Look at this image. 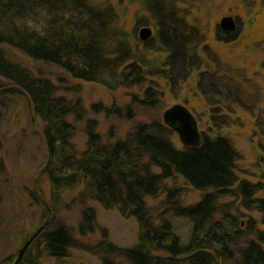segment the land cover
I'll return each mask as SVG.
<instances>
[{
  "label": "trees",
  "instance_id": "trees-1",
  "mask_svg": "<svg viewBox=\"0 0 264 264\" xmlns=\"http://www.w3.org/2000/svg\"><path fill=\"white\" fill-rule=\"evenodd\" d=\"M123 2L0 0V121L13 100L24 99L29 105L39 120L37 133L45 149L39 173L49 184L48 197L39 206L35 204L41 208L43 229L20 259L8 255L0 264H48V259L68 257L81 241L61 213L77 207L79 232H91L97 227V210L89 202L117 210L138 223L137 242L131 246H118L108 239L97 243L104 248L98 253L101 264H264V118H254L260 129L261 171L252 181L242 175L240 155L224 133L203 132L198 145L180 147L172 140L174 131L163 119L155 118L136 122L123 138L106 139L97 120L86 117L82 96L61 94L54 79L10 56L9 49H16L32 60L61 68L71 78L98 82L112 91L123 87L130 91L129 87L136 86L144 92L143 98L132 93L124 105H92L107 117L133 118L139 106L153 105L155 92L162 90L164 96L173 83L182 90L195 72L200 89L223 93L254 116L255 106L222 84L225 76L219 75L218 67L229 68V64L213 55L205 64L200 51L208 53V37L195 44V26L186 17L166 7L160 15V30L153 16L146 17L143 23L153 26L155 34L142 40L135 30H123ZM240 28L239 24L234 31H224L217 24L213 40L233 42ZM158 35L168 55L146 62L143 52L154 45ZM206 65L209 69L201 70ZM74 87L81 89L79 84ZM208 105L214 126L231 125L217 121L213 112L219 109L222 115L218 118L230 117L237 113L233 106ZM77 121H84L81 149L75 143ZM112 133L113 126L107 135ZM178 177L181 184L176 182ZM188 189L201 191V199L182 204L180 195ZM226 197L232 200L226 203ZM242 206L258 210L261 217L243 226ZM177 218L184 219L189 228L186 241L175 229Z\"/></svg>",
  "mask_w": 264,
  "mask_h": 264
},
{
  "label": "rangeland",
  "instance_id": "rangeland-1",
  "mask_svg": "<svg viewBox=\"0 0 264 264\" xmlns=\"http://www.w3.org/2000/svg\"><path fill=\"white\" fill-rule=\"evenodd\" d=\"M166 7L170 10L174 9L177 15L186 17V20L195 26L197 34L195 44L198 45L205 37H208L209 41H206V45L210 54L201 50L200 56L205 64L208 63L206 58L210 55L219 62L229 64V68L218 67L219 75L225 76L222 84L230 86L241 101L255 106L254 116L237 107V104L234 105V100L225 94L208 91L207 87L203 88L204 90L200 89L194 78L197 76L195 72L182 90L179 84L173 83L169 84V90L164 96H162V90L155 92L154 96L157 97L153 105L139 106L133 118L107 117L104 112L93 109L92 105L104 106L112 103L124 105L131 101L132 93L143 98L144 92L136 86L129 87L130 91L124 87L112 91L98 82L71 78L61 68L32 60L16 49H9L10 56L35 73L54 79L61 94L68 97L82 96L87 108L86 117L96 119L98 130L105 135L106 139L109 138L112 141L125 137L136 122L150 121L155 118L163 119V111L168 106L175 103L186 104L196 113L201 130L214 135L222 132L231 139L240 155L238 165L242 175L252 181L257 180V174L261 171L258 146L260 129L254 122V118L258 121L264 118V0H124L122 4L124 13L121 18L123 30L127 33L135 30L139 35L141 27L151 26L143 23L148 16H153L156 30H160V15ZM225 15H234L240 22L239 36L233 42L224 43L213 40L216 25ZM151 27L154 35L155 28ZM128 43L133 49L135 48L131 38ZM165 45L161 36L158 35L154 45L143 52L146 62L164 60L165 55H168L167 50L164 49ZM204 69L209 67L203 66L201 70ZM230 79L234 81L231 82ZM155 80L160 81V78L156 77ZM215 82L218 83V81ZM76 84L80 85V90L74 87ZM161 88H163L162 84ZM146 95L151 96L153 93L147 92ZM215 102L221 104L220 109L233 106V110H237V113L230 114L231 118L226 116L218 118L222 115L219 109L213 112L217 121L228 122L231 125L226 124L219 128L214 126L211 121V107L208 104ZM76 125L79 130L75 143L81 149L85 145V135L82 130L84 121H77ZM111 126H113V133L108 136L107 132ZM38 127L39 120L25 100L19 98L12 101L7 113L0 121V137L3 142V148L0 151V260L8 255L19 258L20 250L25 242L42 225L41 208L39 209L38 206L43 203L45 196L48 197L49 184L46 177L39 173L44 161L45 149L37 133ZM172 140L177 146H183L176 132L173 133ZM176 182L181 184L182 178L178 177ZM169 183L172 184V181ZM201 194L199 190L188 189L180 195L179 200L182 204L190 205L199 201ZM162 197L163 195L160 198ZM224 200L227 203L232 198L226 197ZM89 204L95 206L97 210L96 229L81 234L77 228L79 220L77 207L62 211V220L74 229L81 243L79 247L71 250L68 257L61 260L48 259V264H101L98 253H102L104 248L103 244H97L100 240L108 239L113 244L124 247L137 242L139 229L135 218L125 217L119 211L106 209L97 202H89ZM240 214L243 226L251 218L261 217L258 210L243 206L240 208ZM61 216H58V221ZM174 224L176 231L186 241L189 235L187 223L184 219L177 218Z\"/></svg>",
  "mask_w": 264,
  "mask_h": 264
},
{
  "label": "water",
  "instance_id": "water-1",
  "mask_svg": "<svg viewBox=\"0 0 264 264\" xmlns=\"http://www.w3.org/2000/svg\"><path fill=\"white\" fill-rule=\"evenodd\" d=\"M220 27L225 31H233L236 29L237 22L234 15H225L219 21ZM151 26H143L139 30V37L142 40H147L153 35ZM163 121L174 132L179 135L184 146L198 145L202 140V131L199 126V121L194 112L184 103H175L163 111ZM43 226H40L30 238L25 242L19 253L20 259L26 252L34 238L41 232Z\"/></svg>",
  "mask_w": 264,
  "mask_h": 264
},
{
  "label": "flooded vegetation",
  "instance_id": "flooded-vegetation-1",
  "mask_svg": "<svg viewBox=\"0 0 264 264\" xmlns=\"http://www.w3.org/2000/svg\"><path fill=\"white\" fill-rule=\"evenodd\" d=\"M235 18H236V22H237V26H236V28H238V26H239V24H240V22H239V19L236 17V16H234ZM218 25H219V23H218ZM220 26V25H219ZM225 31V30H224ZM234 31V30H233ZM192 110V109H191ZM193 111V110H192ZM194 112V111H193ZM194 114L196 115V113L194 112ZM196 117H197V115H196ZM198 118V117H197ZM198 121H199V119H198ZM202 131V134H203V130H201Z\"/></svg>",
  "mask_w": 264,
  "mask_h": 264
}]
</instances>
